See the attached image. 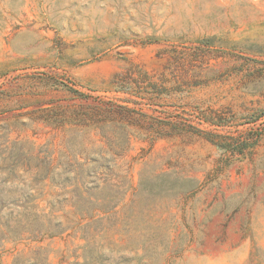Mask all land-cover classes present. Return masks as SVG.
Wrapping results in <instances>:
<instances>
[{
    "label": "rangeland",
    "instance_id": "374dc122",
    "mask_svg": "<svg viewBox=\"0 0 264 264\" xmlns=\"http://www.w3.org/2000/svg\"><path fill=\"white\" fill-rule=\"evenodd\" d=\"M0 264H264V0H0Z\"/></svg>",
    "mask_w": 264,
    "mask_h": 264
},
{
    "label": "trees",
    "instance_id": "16d2710c",
    "mask_svg": "<svg viewBox=\"0 0 264 264\" xmlns=\"http://www.w3.org/2000/svg\"><path fill=\"white\" fill-rule=\"evenodd\" d=\"M115 83L117 82L116 80L114 81ZM114 109V108H113ZM123 109H126V107L124 108L123 107ZM197 130H199V131H201V132H203L202 130H200V129H197ZM205 134H207V136H209V138H211L210 136V134H212L211 132H207V133H205ZM208 137H207V139H209ZM210 140H212V139H210ZM212 142L213 143H216V144H219V145H221L222 147H226L227 145H228V143H218V142H216V141H213L212 140ZM232 142V141H231ZM234 144H236V142H233ZM230 144V143H229Z\"/></svg>",
    "mask_w": 264,
    "mask_h": 264
}]
</instances>
